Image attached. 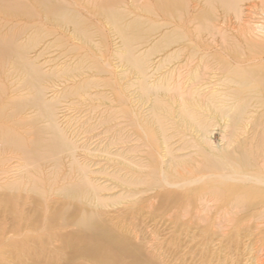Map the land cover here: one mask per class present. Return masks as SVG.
Returning <instances> with one entry per match:
<instances>
[{
    "label": "rangeland",
    "instance_id": "374dc122",
    "mask_svg": "<svg viewBox=\"0 0 264 264\" xmlns=\"http://www.w3.org/2000/svg\"><path fill=\"white\" fill-rule=\"evenodd\" d=\"M43 4L54 12L34 18ZM63 16L67 23L57 19ZM0 48V132L15 128L51 156L24 167L21 152L0 138V264H264V194L243 203L206 192V184L165 183L160 172L172 171L151 120L163 114L154 97L176 114L201 101L193 90L225 96L238 89L239 74L264 77V0H0ZM22 58L47 76L42 85L53 124L31 108L12 116L13 83L25 76ZM133 58L144 64V85L160 90L143 96L127 62ZM78 89L84 90L77 96ZM263 111L251 114L238 136L216 119L208 145L192 138L199 152L178 150L182 141L172 140L174 162L182 163L174 171L209 164L221 152L264 156ZM50 124L76 147L86 182H78L70 150ZM236 139L246 143L244 151ZM88 224L111 229L128 251L114 248L102 262L83 254L92 247L81 238L94 233Z\"/></svg>",
    "mask_w": 264,
    "mask_h": 264
},
{
    "label": "bare ground",
    "instance_id": "6f19581e",
    "mask_svg": "<svg viewBox=\"0 0 264 264\" xmlns=\"http://www.w3.org/2000/svg\"><path fill=\"white\" fill-rule=\"evenodd\" d=\"M60 6H61L60 10H65L66 8H69L68 5L66 6L65 4H61ZM40 7H41V10H40L41 13H39L38 16L34 15V18L39 17V18L47 19L49 17V14H52L51 12H54L53 10H51V12L49 13V11L47 10L44 4ZM57 19H60L62 22L67 23L64 16L61 18H57ZM72 23H73V26L77 29L76 32L79 33L78 32L80 30L79 24L76 21ZM38 25L39 24L37 23H32L30 27L34 29ZM33 49H34V46H32V44L30 43L29 51H32ZM70 51H72V49H70ZM68 54L70 53L67 50L66 52H63L61 55L65 56ZM41 56H43L42 53L37 55V57L35 58L38 59ZM17 61L20 63V65H22L21 68L24 70L25 76L22 78V80H20L19 85H14L13 83L14 88H13L12 94H15V95L13 99H9L11 100L9 101V104L13 106V109H12L13 118H16L19 114H21L22 112H25L26 110L35 109L37 117L47 118L53 124V113L51 110L53 106L51 105V103L46 101L45 99L46 88L42 85L43 80H45L47 76H45V74L41 72V69L38 66H36L35 63H33L34 60H28L27 58H22ZM127 62L130 65V67L136 72V74L140 77L138 83L141 85L140 91L143 94V96L146 95L151 90H153L154 88H151V87L148 88L146 85H144L148 76H146L145 74V68H144V64L142 63V61L139 60V58L137 59L133 58L131 60L127 59ZM81 74L85 75V73H81ZM81 74L79 76H83ZM236 77H237L236 85L238 89L231 91V92L229 91L228 93H226L225 96H221L216 93H209L205 96H202L201 93L198 91V89L193 90L192 96H196V98H201V101L199 102L198 100L196 101L194 99L192 101H189L188 103H185L184 105L180 106L179 109L177 108L178 110L176 114L172 112L171 108H169L168 106H165V104H163V102H161L159 98L154 97L153 99V95H152L151 98L153 99V105L155 109L161 110L163 114L161 115V114L154 113V115H152L151 120H153V123L156 124L157 126L156 129H157V133L160 139L159 146L160 145L163 146L164 155L162 154V156L169 158L168 168L171 169L170 172L172 171L171 173H168L164 170L161 171L160 174H161L162 181H164L165 183H168L172 181H177L178 179V181H184L186 183L184 185L186 186L192 183L206 184V186L208 185L210 189V190H207L206 192L216 195V196L221 195V196L229 197L234 200L236 199L237 201H240V202L243 201V203L251 202L253 201V199L264 194L263 151H261V156L257 154L254 159L252 158V160H250L251 158L249 159L242 153L234 154V153L221 152L214 156L208 157L209 164L206 162L207 163L206 165L205 164L203 165L201 164L197 166L193 165L191 166V168L189 167L188 169L182 168V172H181L182 174L174 171L175 169H179L180 167L178 166L181 165L182 163L174 162L176 158L172 154L173 145H174V143L171 142L172 140L177 138L179 141L180 140L182 141L178 150L184 151V150H189L191 148H196L197 151L199 152L200 150L198 146L195 145V140L192 138H194V135H196L197 137H200L201 139H203V142L208 145L209 140L205 139V136L208 133L207 131L208 126L211 123H213V121H215L216 119H219L220 121H223V122L225 121L226 128L229 130V132H231L232 134H237L238 136V133L240 134V132H242L243 130V124L247 123L248 117L254 112L260 109L262 110L264 109V77L262 78L254 77L253 78L248 75H240V74ZM53 85H54L53 87L55 88L56 84H53ZM27 87H32L33 89L32 95L25 96V97L20 95L19 93L20 90L27 88ZM160 89H161L160 86L157 87L156 85L154 90L158 91ZM164 89L162 91H164ZM83 90L84 89H78V92L75 95L78 96ZM208 114L216 118L210 119L208 118L209 117ZM262 114H264V111ZM174 115L176 116L175 118L177 119L173 117ZM133 120L134 118L131 121ZM15 124L17 126L21 125V120L16 121ZM52 124H50V129L53 130V132L60 138L59 141L60 140L62 141L61 146L63 148L70 150V156L72 157L70 165L73 168L75 167L76 171L78 172V176H79L78 182L79 183L86 182L87 181L86 176H85V173L87 172L86 171L87 168L85 167L86 165L83 166V165L78 164L75 154L74 155L72 154V153H75L76 147H74L73 144H70L68 141H66L62 132L58 130L55 124L54 125ZM7 132H9L10 134L8 137L6 136ZM7 132L6 130L4 132L1 131L0 138L1 137L3 138L4 136L6 140L4 141V144L8 145V147L9 146L12 147L14 150L21 152L22 159L25 162L24 167H30L32 165L37 166L40 163H43V161H46L51 157L50 155H48L50 153H47L45 155L44 153H40L36 151L35 149L37 147V143L34 140L30 142L31 144L30 143L26 144L23 141V138H21V136L19 135L20 133L18 134L15 128H10V130H8ZM106 132L110 133V130H107ZM146 138L149 141V144H151L152 146H155L157 144L156 142H154L153 136L151 134H147ZM137 140L141 141V136H137ZM236 141H237V144H239L238 145L239 152L244 151L243 147L246 143L244 142L242 143L238 139H236ZM258 145H259L258 147L260 148V145L263 146L264 144H262V142L259 141ZM136 150H138V147L135 149V151ZM137 152L139 153V151ZM260 157L263 158L262 165L260 163ZM174 166H175V169H174ZM139 168H141V165L139 166ZM145 168L146 167H144V169ZM200 191H203V190H200ZM86 227H88V229L93 230L94 233L89 237H85L83 235L81 236L82 240L84 241V244H86V242L92 243L91 248H86V249L83 248L84 249L82 250L83 254L92 257L97 262H102V261H108L111 259L110 256L114 248L121 250L124 253L128 251V249H126V245H124L119 240V238L116 236V234L111 229L104 228L103 226H99L96 224H92V225L88 224ZM77 235L79 236V234H72V237L75 238ZM9 237L13 238L11 236Z\"/></svg>",
    "mask_w": 264,
    "mask_h": 264
}]
</instances>
